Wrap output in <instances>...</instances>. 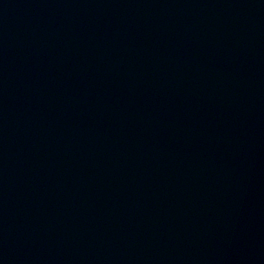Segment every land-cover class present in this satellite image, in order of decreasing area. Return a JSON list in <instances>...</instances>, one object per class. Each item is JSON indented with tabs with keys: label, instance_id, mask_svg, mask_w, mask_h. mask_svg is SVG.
Segmentation results:
<instances>
[{
	"label": "water",
	"instance_id": "1",
	"mask_svg": "<svg viewBox=\"0 0 264 264\" xmlns=\"http://www.w3.org/2000/svg\"><path fill=\"white\" fill-rule=\"evenodd\" d=\"M0 264H264V0H0Z\"/></svg>",
	"mask_w": 264,
	"mask_h": 264
}]
</instances>
